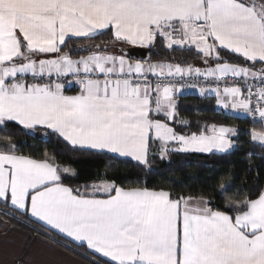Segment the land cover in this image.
Returning <instances> with one entry per match:
<instances>
[{"label": "snow or ice", "instance_id": "1", "mask_svg": "<svg viewBox=\"0 0 264 264\" xmlns=\"http://www.w3.org/2000/svg\"><path fill=\"white\" fill-rule=\"evenodd\" d=\"M177 50L200 66L169 55ZM187 89L249 119V142L264 148V0H0V130L42 129L73 151L148 170L174 154L229 153L241 130L193 129L180 116ZM78 178L54 153L25 155L0 136L5 216H28L104 264H264V185L218 178L174 195L107 171Z\"/></svg>", "mask_w": 264, "mask_h": 264}, {"label": "trees", "instance_id": "2", "mask_svg": "<svg viewBox=\"0 0 264 264\" xmlns=\"http://www.w3.org/2000/svg\"><path fill=\"white\" fill-rule=\"evenodd\" d=\"M110 33L97 36L90 43L102 44L109 40ZM74 46V45H70ZM153 57L164 56L165 53L153 49ZM175 60L184 64L196 65L200 61L192 52L177 50L169 53ZM180 116L191 121L195 129L197 123L221 122L230 124L241 130L239 140L234 149L226 154H174L169 160L159 158L150 161V170L138 166L127 158H110L108 155H98L91 152L73 151L65 143L58 141L55 136H46L42 129L36 131L24 130L19 126L10 125L0 130V136L10 135L12 142L20 145L25 155H36L47 151L55 154L58 162L69 164L71 169L79 173V178L72 183H82L95 173L108 172L115 182L122 186H138L145 182L151 188H164L173 194L199 192L209 186H218V178L223 183L231 182L234 188L255 191L258 185H264V148L249 142L246 130L252 124L246 117L224 114L218 110L212 99L184 96L179 99ZM27 131V134H25ZM248 153H251L249 157ZM249 167L251 170H249ZM235 177L233 180L232 178ZM67 182V181H66ZM0 217L9 224L30 235H40L67 245L68 249L80 255L95 257L96 264H104V260L89 254L84 247H77L54 233H46L39 224L25 215L5 216L0 210Z\"/></svg>", "mask_w": 264, "mask_h": 264}, {"label": "crops", "instance_id": "3", "mask_svg": "<svg viewBox=\"0 0 264 264\" xmlns=\"http://www.w3.org/2000/svg\"><path fill=\"white\" fill-rule=\"evenodd\" d=\"M196 66H200V62ZM68 94L73 93L69 92ZM184 96L202 98L197 91L184 92L180 98ZM212 100L215 105V100ZM229 114L244 117L242 114L232 112ZM84 248L86 249V247ZM86 251L91 254L87 249ZM95 256L104 260L99 255ZM93 260L96 262L95 257L80 255L50 238L40 235L32 236L16 229L0 217V264H90Z\"/></svg>", "mask_w": 264, "mask_h": 264}, {"label": "water", "instance_id": "4", "mask_svg": "<svg viewBox=\"0 0 264 264\" xmlns=\"http://www.w3.org/2000/svg\"><path fill=\"white\" fill-rule=\"evenodd\" d=\"M141 52H144L145 54H147V50H141V49H131L130 50V54L133 55V56H139V54Z\"/></svg>", "mask_w": 264, "mask_h": 264}, {"label": "built area", "instance_id": "5", "mask_svg": "<svg viewBox=\"0 0 264 264\" xmlns=\"http://www.w3.org/2000/svg\"><path fill=\"white\" fill-rule=\"evenodd\" d=\"M191 91H196V90H193V89H187V90H185V92H191Z\"/></svg>", "mask_w": 264, "mask_h": 264}]
</instances>
